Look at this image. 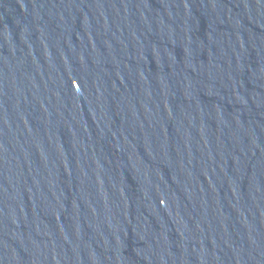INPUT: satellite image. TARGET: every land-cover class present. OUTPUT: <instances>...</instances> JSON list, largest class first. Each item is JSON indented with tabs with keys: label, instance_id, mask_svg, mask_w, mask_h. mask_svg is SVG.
<instances>
[{
	"label": "water",
	"instance_id": "95a60500",
	"mask_svg": "<svg viewBox=\"0 0 264 264\" xmlns=\"http://www.w3.org/2000/svg\"><path fill=\"white\" fill-rule=\"evenodd\" d=\"M0 264H264V0H0Z\"/></svg>",
	"mask_w": 264,
	"mask_h": 264
}]
</instances>
